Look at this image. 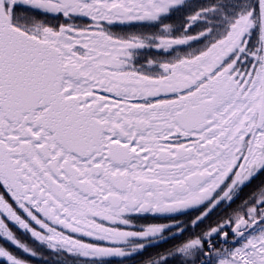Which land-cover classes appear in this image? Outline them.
<instances>
[{
	"label": "snow or ice",
	"instance_id": "obj_1",
	"mask_svg": "<svg viewBox=\"0 0 264 264\" xmlns=\"http://www.w3.org/2000/svg\"><path fill=\"white\" fill-rule=\"evenodd\" d=\"M0 241L264 264V0H0Z\"/></svg>",
	"mask_w": 264,
	"mask_h": 264
},
{
	"label": "flooded vegetation",
	"instance_id": "obj_2",
	"mask_svg": "<svg viewBox=\"0 0 264 264\" xmlns=\"http://www.w3.org/2000/svg\"><path fill=\"white\" fill-rule=\"evenodd\" d=\"M200 2H204V0H200ZM235 207V206H234ZM231 209H224L223 206L219 209H217L212 215H218V216H223L224 214L228 213ZM179 219H183V220H187L188 217H179ZM159 222V221H158ZM207 225H209V223H207V221L204 222V224L200 225L199 227H197L196 229H203L204 227H206ZM189 230H192L191 228H189ZM28 239V238H26ZM28 242L30 244H32L33 242L28 239ZM0 243H3V241H0ZM9 247H12L11 245H8ZM34 247H36L37 251H42V249L40 248L39 245H35L33 244ZM168 245H162V247H167ZM15 250V249H14ZM153 251V249H148L144 254L143 257H136L135 260H129V261H119V260H114L112 262V264H137V262L142 259L147 257L151 252ZM21 255H23V253H20ZM41 257H28V259H30L32 261V264H35L36 262L39 261ZM48 258H51V255H48Z\"/></svg>",
	"mask_w": 264,
	"mask_h": 264
},
{
	"label": "rangeland",
	"instance_id": "obj_3",
	"mask_svg": "<svg viewBox=\"0 0 264 264\" xmlns=\"http://www.w3.org/2000/svg\"><path fill=\"white\" fill-rule=\"evenodd\" d=\"M230 211H231V210H230ZM230 211H229V212H230Z\"/></svg>",
	"mask_w": 264,
	"mask_h": 264
},
{
	"label": "trees",
	"instance_id": "obj_4",
	"mask_svg": "<svg viewBox=\"0 0 264 264\" xmlns=\"http://www.w3.org/2000/svg\"><path fill=\"white\" fill-rule=\"evenodd\" d=\"M197 232H199V231H197Z\"/></svg>",
	"mask_w": 264,
	"mask_h": 264
}]
</instances>
